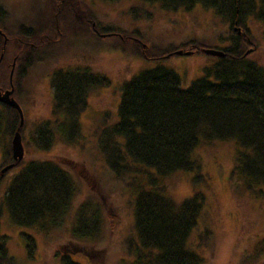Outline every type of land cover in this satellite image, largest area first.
Segmentation results:
<instances>
[{
    "label": "trees",
    "instance_id": "trees-1",
    "mask_svg": "<svg viewBox=\"0 0 264 264\" xmlns=\"http://www.w3.org/2000/svg\"><path fill=\"white\" fill-rule=\"evenodd\" d=\"M144 1L159 3L170 11L192 10L197 4L212 8L229 23L231 46H215L192 38L150 51L143 45V34L138 29L130 34L116 25L91 24L94 14L85 10V0H46L38 23L33 26L29 21L27 25L20 22L15 27L19 31V53L14 56V95L24 91L22 83L30 68L46 62L50 51L55 56L57 47L66 41L74 45L96 43L116 36L114 44L118 47L131 42L138 55L149 59L177 54V50L206 54L205 48L221 49L224 56L205 67L204 75L186 88L172 68L160 64L141 69L122 84L117 120L106 125L99 138L105 175L122 183L133 196L134 231L126 241L132 257L130 264H204L207 250L215 249L217 238L207 223L198 242L190 241L206 201L205 192L196 185L204 179L198 149L216 140L234 142V165L229 177L233 194L239 199L245 193L264 196V64L253 58L256 49L251 46L255 42L246 21L254 15L264 23V0ZM2 7L0 27L11 19L10 11ZM3 18L5 22L1 23ZM4 29L10 35V30ZM2 39L0 35V70L9 52V42L4 46ZM51 78V116L38 124L33 139L35 149L45 153L51 152L56 141L75 142L81 132L79 117L87 107L90 91L109 82L106 75L87 66L58 68ZM0 107V146L4 155L1 173L4 166L15 161L12 138L18 129L24 135L26 124L20 125L15 108L2 102ZM25 160L14 166L21 169L10 178L0 204V264L15 262L7 236L2 234V214L7 213L4 223L9 221L13 226L54 239L71 216L81 186L70 165H75L74 161L67 160L68 166L51 157ZM11 170L0 174V186ZM178 172L192 173L195 185L192 194L182 201L171 194L170 179ZM101 204L83 201L77 205L70 232L74 238L95 240L103 220ZM22 235L28 256L32 257L37 238L32 233ZM263 255L264 241L257 242L250 253L239 257L237 264H260ZM54 257L60 264H80L60 248Z\"/></svg>",
    "mask_w": 264,
    "mask_h": 264
},
{
    "label": "rangeland",
    "instance_id": "rangeland-1",
    "mask_svg": "<svg viewBox=\"0 0 264 264\" xmlns=\"http://www.w3.org/2000/svg\"><path fill=\"white\" fill-rule=\"evenodd\" d=\"M42 3L46 5V0H0V6L10 11L11 15L8 23L5 18L2 19L1 23H5L0 27L10 30V35L3 31L6 35L3 38L4 46L9 42L6 48L9 52L8 57L3 59L0 70L1 89L9 88L12 70L14 85V56L19 53V31L15 27L20 22L26 24L29 21L33 26L38 23ZM83 4L87 12L92 11L94 14V18H90L93 20L91 24L98 22L101 25H116L130 34L138 29L143 34V45L150 51L158 49L160 45H179L192 38L215 46H231L230 25L227 20L202 4H197L192 10L178 11L165 10L159 3L144 0H85ZM246 21L251 27L255 42L251 46L256 49L253 58L263 65L264 23L254 15L248 16ZM116 41V36L104 37L96 43L87 41L74 45L66 41L57 47L55 56L50 51L45 58L46 62L30 68L22 83L24 91L15 95V100L23 109V121L26 124L25 133L22 135L25 161L37 157L61 159L64 165L74 168L72 170L81 186L77 190L71 216L64 222L54 239H47L28 229L13 226L9 221L4 223L7 213L2 214L4 219L1 230L2 234L7 236L9 252L15 258L14 264H60L54 257L57 248L70 254L72 259L80 264L131 263L132 257L127 251L126 241L134 231L133 196L124 189L122 183L105 175L106 169L99 148L100 132L106 125L117 120L122 84L141 69L160 64L172 68L179 73L181 86L186 88L204 75L205 67L212 66L217 56L193 52L173 54L159 59L142 58L137 54L133 43L127 42L125 47L121 48L114 44ZM51 49L56 50L55 47ZM78 66H87L96 73L106 75L109 82L90 91L87 107L79 117L81 132L75 142L56 141L51 152L38 151L33 145L34 130L42 119L51 116L53 72L62 67ZM0 108L3 111V108ZM2 152L0 146V167L4 157ZM234 153V142L219 140L204 143L196 153L201 172L204 174L202 183L196 185L205 192L206 201L202 219L190 236V241L198 242V237L207 223L215 230L217 238L215 249L207 250L204 264H237L240 256L250 253L257 242L264 241V196L256 197L245 193L243 198L239 199L233 194L229 177L234 165ZM67 160L74 161L75 165H69ZM20 169L19 165L13 168L1 183L0 204L10 178L19 173ZM191 174L178 172L171 177L172 197L182 201L192 194L195 185L193 186ZM83 201L98 204L102 202L103 220L95 240H79L70 233L75 224L73 221L77 205ZM26 232L37 238V249L32 257L28 256L26 241L22 235ZM259 262L264 264V255Z\"/></svg>",
    "mask_w": 264,
    "mask_h": 264
},
{
    "label": "water",
    "instance_id": "water-1",
    "mask_svg": "<svg viewBox=\"0 0 264 264\" xmlns=\"http://www.w3.org/2000/svg\"><path fill=\"white\" fill-rule=\"evenodd\" d=\"M204 52L208 55H212V56H217V57H222L224 56V52L221 49H216V48H205L203 49ZM251 51L248 50L247 54ZM177 54H192L193 51L189 50V51H183V50H177L176 51ZM169 56V55H168ZM13 70L11 72V77H10V81H11V89L4 91L3 94L0 95V101H2L3 103L15 108L16 111L19 112L20 118H21V123L20 125L22 126L24 123V113H23V109L21 107V105L19 104V102L17 100H15L14 97H12V93L14 92V85H13ZM23 141V137L22 134L20 132V129H18L17 131H15V134L12 138V154H13V158H14V162L4 166L1 169V173L2 175H4V173H6L8 170L12 169L18 162H21L24 157H25V147H24V143Z\"/></svg>",
    "mask_w": 264,
    "mask_h": 264
},
{
    "label": "flooded vegetation",
    "instance_id": "flooded-vegetation-1",
    "mask_svg": "<svg viewBox=\"0 0 264 264\" xmlns=\"http://www.w3.org/2000/svg\"><path fill=\"white\" fill-rule=\"evenodd\" d=\"M0 35L3 37V38H5V34H4V32H3V30L2 29H0ZM9 89H11V83H10V86H9V88H7V89H1L0 88V95L1 94H3L4 93V91H6V90H9ZM14 93H15V87H14V92L12 93V97H14L15 98V95H14ZM0 102H2V101H0ZM3 103V102H2Z\"/></svg>",
    "mask_w": 264,
    "mask_h": 264
}]
</instances>
